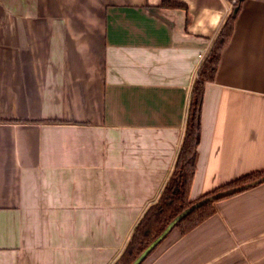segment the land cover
<instances>
[{"label": "crops", "instance_id": "0c3cea01", "mask_svg": "<svg viewBox=\"0 0 264 264\" xmlns=\"http://www.w3.org/2000/svg\"><path fill=\"white\" fill-rule=\"evenodd\" d=\"M0 0V264H114L174 172L227 0ZM264 170V0L206 85L193 200ZM144 264H264V182Z\"/></svg>", "mask_w": 264, "mask_h": 264}, {"label": "trees", "instance_id": "16d2710c", "mask_svg": "<svg viewBox=\"0 0 264 264\" xmlns=\"http://www.w3.org/2000/svg\"><path fill=\"white\" fill-rule=\"evenodd\" d=\"M227 1L232 4V10L227 16L217 38L213 42L199 69L198 79L194 83L192 90L185 137L171 179L166 185L158 202L149 208L136 226L123 254L114 264H132L142 252L162 234L166 227L177 216L191 208L197 202L245 185L252 183L259 185L264 182V180L261 181V179L264 178L263 170L248 174L233 182L222 185L201 198L195 200L191 198V190L196 175L199 146L202 137V112L206 85L214 82L216 78L223 51L233 37L236 20L244 3L238 0ZM162 7L183 8L185 6L173 0H163ZM235 8H239L236 15L233 14ZM256 185L204 203L185 216L176 225L173 231L177 230L182 235L190 233L217 213L216 203L218 201L239 194ZM160 245L149 255V257L160 247Z\"/></svg>", "mask_w": 264, "mask_h": 264}, {"label": "water", "instance_id": "95a60500", "mask_svg": "<svg viewBox=\"0 0 264 264\" xmlns=\"http://www.w3.org/2000/svg\"><path fill=\"white\" fill-rule=\"evenodd\" d=\"M240 2H244L245 0H238ZM238 10L239 8H235L233 14L236 15L238 13ZM264 180L261 179V181ZM253 185H256V183H252V184H249V185H245V186H242V187H239V188H236V189H233V190H230L228 192H223V193H220V194H217L211 198H207V199H204V200H201L199 202H197L196 204H194L191 208L185 210L184 212H182L179 216H177L167 227L166 229L162 232V234L156 238L143 252L142 254L132 263V264H143L146 259L149 257V255L162 243L164 242L168 236L173 232V230L175 229L176 225L185 217L187 216L189 213H191L193 210H195L196 208L200 207L201 205H203L204 203L210 201V200H214L216 198H219L221 196H224V195H228V194H232L234 192H237L239 190H243V189H246L250 186H253Z\"/></svg>", "mask_w": 264, "mask_h": 264}]
</instances>
